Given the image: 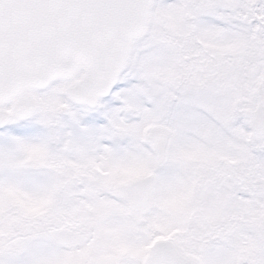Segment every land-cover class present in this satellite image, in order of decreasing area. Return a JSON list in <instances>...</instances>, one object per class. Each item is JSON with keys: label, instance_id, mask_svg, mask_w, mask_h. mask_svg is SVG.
Instances as JSON below:
<instances>
[{"label": "snow or ice", "instance_id": "6c2138e0", "mask_svg": "<svg viewBox=\"0 0 264 264\" xmlns=\"http://www.w3.org/2000/svg\"><path fill=\"white\" fill-rule=\"evenodd\" d=\"M0 264H264V0H0Z\"/></svg>", "mask_w": 264, "mask_h": 264}, {"label": "rangeland", "instance_id": "374dc122", "mask_svg": "<svg viewBox=\"0 0 264 264\" xmlns=\"http://www.w3.org/2000/svg\"><path fill=\"white\" fill-rule=\"evenodd\" d=\"M228 123H225V127ZM241 133L239 131H233L232 136L223 135L222 131H217L215 138L211 139V142L217 144V147L211 149H204L191 153V159L197 162H203L207 164L206 171L213 173L208 176L207 182L215 185L220 191L217 193L219 199L225 205L230 206L231 184L228 183V177L224 172L218 171V164L220 161H226L229 165H240L238 171L231 177L232 179L243 180L252 175L254 171L249 162L251 160L250 153H248V147L241 143ZM246 151V153H245ZM248 151V152H247ZM246 223H252L251 218H248Z\"/></svg>", "mask_w": 264, "mask_h": 264}]
</instances>
